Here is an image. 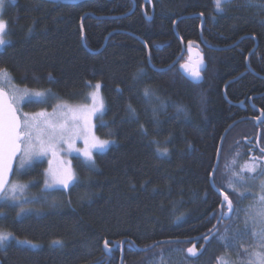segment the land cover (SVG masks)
<instances>
[{"label":"trees","instance_id":"obj_1","mask_svg":"<svg viewBox=\"0 0 264 264\" xmlns=\"http://www.w3.org/2000/svg\"><path fill=\"white\" fill-rule=\"evenodd\" d=\"M6 1L0 69L11 83L5 80L0 89L12 86L78 104L99 84L105 109L95 134L112 145L95 154L94 166L73 160L77 179L68 190L44 189L45 162L24 174L16 166L12 182L34 184L14 201L0 199V232L13 237L0 245V264H120L119 249L106 256L105 240L147 248L206 234L220 212L221 197L210 185L219 141L240 120L247 121L225 139L213 179L237 214L208 245L200 241L204 252L196 260L187 257V244L145 254L126 245L123 264H219L218 258L248 264L256 229L243 210L252 212L258 204V187L249 179L230 187L223 162L228 154L240 155L239 162H257L259 174L264 171V123L254 120L264 115V0H232L222 12L214 0ZM190 42L207 62L201 85L178 70L187 56L166 72L149 66L145 45L153 68L163 70ZM55 103L23 108L52 110ZM240 103L244 109L236 107Z\"/></svg>","mask_w":264,"mask_h":264},{"label":"snow or ice","instance_id":"obj_2","mask_svg":"<svg viewBox=\"0 0 264 264\" xmlns=\"http://www.w3.org/2000/svg\"><path fill=\"white\" fill-rule=\"evenodd\" d=\"M232 0H214L215 8L217 12H222L224 10V5L231 3ZM12 3H15V0H12ZM4 8V0H0V10ZM151 19V17H147ZM7 35V21L0 17V46H3L6 43L4 36ZM191 44V42H190ZM192 75L199 79L200 72L198 70L194 71ZM5 80L8 83H11L10 78H8L7 71L5 69H0V84L4 83ZM96 89L100 88V85H95ZM34 95L39 98L41 102L44 101L45 94L43 92H35L29 94L27 90H18L13 89L11 97H5V93L0 91V198H9V193L11 198L15 199V194L18 191H23L25 185L10 183L5 179L7 173L12 171V161L19 159V167L24 168L26 165H30L33 161L38 160L41 156L47 155L51 152L55 155L56 150L60 144L67 143L69 147H72L73 137L79 136L82 132L88 130V116H83L81 119L84 120V127L81 128L78 125L69 126L67 122L63 124H56L50 118L47 117L45 113H37L30 116L27 113L23 114V118L18 115V108L15 107L20 101H23L26 96ZM145 95H150L148 90H145ZM95 98V94H93ZM102 107V104H101ZM97 109H93L95 112ZM180 110V109H178ZM130 111H134L131 109ZM43 118V119H41ZM95 139V138H93ZM87 144L88 141L85 140ZM109 142L108 141H98L94 143L93 147L104 148ZM264 152V149L261 150ZM167 152V149L164 150ZM19 154V155H18ZM84 156L86 161L94 166V161L92 160V153L88 150L84 151ZM257 162H253L251 166H245L246 170L249 173H255L257 168ZM245 168H242L239 173H233V177L239 182L246 184V178L242 174L245 171ZM264 175V171L260 173ZM51 180L46 182V186L50 187L53 184L63 185L65 188L69 184L76 181V176L72 172L71 168L64 170L63 172H50ZM232 183L230 181V185ZM262 194L259 196V203L264 205V182L260 185ZM235 191V188H233ZM241 197L245 193H239ZM225 204L222 205V208L226 206L227 213L224 211L221 212L220 217L218 218V223L227 215L229 218L233 214H237V210L233 206V201L229 199L228 195L224 196ZM251 207V206H250ZM246 212V216L250 217V210H243ZM248 220L246 219L245 223L247 224ZM256 221L253 220V223ZM259 223L264 225V209L260 212ZM253 236L257 239L259 247L264 249V227L259 228V230L254 231ZM9 239V234L0 232V245H3ZM205 240H208V237H204ZM20 243H28V241H20ZM60 244L59 241L56 242ZM118 244L121 242H117ZM36 247V245H31ZM104 248L107 253H111L112 249L109 246L107 240L104 241ZM147 250V249H145ZM247 251V250H246ZM187 253L196 257L198 251L195 246L188 248ZM249 260L248 264H264V251H257L248 253ZM219 264H229L227 259L218 258Z\"/></svg>","mask_w":264,"mask_h":264},{"label":"rangeland","instance_id":"obj_3","mask_svg":"<svg viewBox=\"0 0 264 264\" xmlns=\"http://www.w3.org/2000/svg\"><path fill=\"white\" fill-rule=\"evenodd\" d=\"M7 5H8V2L6 0H4V8L2 10H0V17H2V18H3V14L5 12ZM3 46H0V48ZM10 87H11V90L7 88L5 91L11 97V95L13 93V89L15 87H12V86H10ZM15 89H18V88H15ZM18 90H21V89H18ZM21 91H23V90H21ZM28 93L33 94L32 92H29V91H28ZM93 94H95V98H94ZM46 100H52V101L56 102L55 107L52 110L41 109V110L35 111V112H26L23 108L26 103L41 102L40 99L35 97L34 95L26 96L25 99L23 101H20L17 105H15V107L18 108V113L20 114L21 118H23L24 113H27L30 116H32V115H35L37 113L43 112L47 115L48 118H50L56 124H63L65 122H67V124L69 126L78 125L81 128H83L84 124H85L84 120L81 119V117L88 116V130L86 132H82L77 137H73V143H72L71 148L69 147V145L67 143L60 144L56 150L55 155H53L51 152H49L47 155L41 156L38 160L33 161L30 165H26L24 168L19 167V160H18L17 172L18 173L23 172V174H24L28 170H30L33 166H35V164L40 163V162H45L46 163V169L44 172L45 173L44 189L47 191L68 190L74 184L75 181L73 183L69 184V186L67 188H65L63 185H60V184H53L50 187L46 186V182H50V180H51L50 172H63L64 170L71 168L72 172L75 174L74 165H73V160L75 158L81 159L83 162L89 164L86 161V158L83 154L85 150H88L92 153V160H93L95 154L106 152L112 145V142L108 141L109 143L102 149L99 147H93L92 146L94 143H96L98 141H102V140L98 139V137L95 134V121H96L97 117L99 115H101L105 109L104 99H103V95L101 92V86L99 89H96L95 85H92L90 87L89 92L87 93L85 101L78 103V104H70V103H66V102H57L56 98H54L53 96L45 94L44 101H46ZM101 104H102V107H101ZM94 108L97 109L95 112L92 111ZM41 119H43V118H41ZM93 138H95V139H93ZM85 140L88 141L87 144L85 143ZM239 157H240V155L232 154V156H231L230 154H228L225 157L224 162H223L225 173L226 174L230 173L229 175H231L232 186H230V187H236V184H238V185L241 184V182H239L237 179H235L233 177V173L234 172L239 173L242 168H245L246 165L251 166V164H252V162H250L251 164L239 162ZM259 171H261V169L258 168V166L256 168L255 173H249L245 168V171L242 174L245 176L246 179H249L248 180L249 184H252V185H255L258 187V195L260 196L262 194L260 185L262 182H264V180L261 181V175L259 174ZM251 178H253V180H250ZM12 183L21 184V185L26 186V187H24L23 191H18L15 194V199L17 197H19L20 194L25 193L31 184H34V182L24 184V183L19 182L18 179H16ZM15 199L11 198L10 193H9V198H7V199L1 198V200L3 202L4 201L11 202V201H14ZM262 209H264V205H261L259 203V200H258V204L256 205V207L254 206L252 208V212H251V216H250L251 217L250 218L251 219L250 224H251L252 228L256 229V231L259 230V228L264 227V225H261L259 223L260 212ZM253 220H255L256 222L253 223ZM5 234H8V233H5ZM12 238L13 237L9 234V239L3 245L8 243ZM256 244L257 245H256V249H254V252L264 251V249L259 247L257 239H256ZM187 249L188 248H186V250ZM227 261L229 262V264H233L231 261H229V260H227Z\"/></svg>","mask_w":264,"mask_h":264},{"label":"water","instance_id":"obj_4","mask_svg":"<svg viewBox=\"0 0 264 264\" xmlns=\"http://www.w3.org/2000/svg\"><path fill=\"white\" fill-rule=\"evenodd\" d=\"M146 3H151L150 0H145ZM135 11V6L133 8V10L131 11V13L127 16H130L134 13ZM82 22H83V19L81 20V31H82V44L83 46L86 48V45H85V35H84V31H83V28H82ZM202 23H203V20H202ZM174 30H176V24L174 26ZM145 45V44H144ZM146 47V51H147V56H148V63H149V66L155 71V72H159V73H162V72H166V71H169L170 69H172L174 66H177L179 64V61L180 59L183 57V56H187V61L180 65L178 70L180 72V74L187 80L189 81L192 85H195V86H198V85H201L203 82H204V77H203V74L204 72L206 71L207 69V62L205 61V57L203 55V53L201 52L200 50V46L196 43H189L187 45H184L182 43V53H181V56L178 58V60L172 65L170 66L169 68H166V69H163V70H157L155 68H153V66L151 65V61H150V53H149V49L147 48V46L145 45ZM208 49L210 50H216V48H212V47H209L208 46ZM218 50V49H217ZM253 53V51H252ZM246 66L248 68V70H250V66H249V57L247 59V63H246ZM198 70L200 72V77L199 79L195 78L192 73L194 71ZM232 83V82H231ZM226 88V87H225ZM224 88V89H225ZM0 91L4 92L5 93V97L6 99L9 98V94L0 89ZM224 98L226 99V89L224 90ZM235 106V105H234ZM240 107L242 109H244V104L243 103H240V104H237L236 107ZM18 115H20L18 113ZM255 120V123L257 126H260V124H263L264 123V115L262 113H260L259 115V118H256L254 119ZM247 120H240L238 122H235L233 124H231L227 130L225 131V133L223 134V136L221 137L220 141H219V146H218V149H217V155H216V160H215V164H214V168H213V172L210 176V185H211V188L221 197V204H220V212H219V216L218 218L220 217V214L222 211H224L225 213H227V209H226V206H224L222 208V205L225 204L224 202V196L226 195L223 191L219 190L218 188H216V186L214 185L213 183V179H214V176H215V173L219 167V162H220V159H221V152H222V149H223V146H224V141L225 139L228 137V134L230 133V131L232 129H234L235 127L238 126V124L242 123V122H246ZM260 137H261V133H259L258 135V138H257V145L259 146L260 144ZM19 155V154H18ZM17 161H18V158L13 160L12 161V171L7 173L6 176H5V179L7 181H9L10 183L12 182L13 180V177H14V174H15V170H16V166H17ZM1 199V198H0ZM235 208V207H234ZM231 217L232 215L230 216V218L226 215L224 219L221 220L220 223H218V219L214 225V227L209 231L207 232L206 234L198 237V238H194V239H190V240H186V241H162V242H158V243H155L147 248H139L137 247L136 245H134L131 241L129 240H124L122 241L121 243H114L113 246H110V248L112 250H116V249H119L120 250V264H123V256H124V248L126 245H129V248L130 249H133L139 253H142V254H145V253H148L152 250H154L155 248H158L162 245H168V244H187L191 247L195 246V248L197 249L198 251V255L196 257H192L190 256L188 253H187V250H186V255L189 259L191 260H196L197 258H199L203 252H204V249L201 248L199 249L198 246H199V243L200 241H203V243L205 245H208L212 239L219 233V227L220 226H223L225 223L229 222L231 220ZM207 236L208 237V240H205L204 237ZM147 249V250H145ZM104 251H105V254L106 256H110L111 253H107L105 248H104Z\"/></svg>","mask_w":264,"mask_h":264},{"label":"flooded vegetation","instance_id":"obj_5","mask_svg":"<svg viewBox=\"0 0 264 264\" xmlns=\"http://www.w3.org/2000/svg\"><path fill=\"white\" fill-rule=\"evenodd\" d=\"M184 64V63H183ZM182 65V64H181Z\"/></svg>","mask_w":264,"mask_h":264}]
</instances>
